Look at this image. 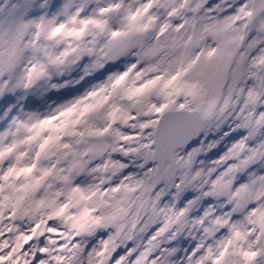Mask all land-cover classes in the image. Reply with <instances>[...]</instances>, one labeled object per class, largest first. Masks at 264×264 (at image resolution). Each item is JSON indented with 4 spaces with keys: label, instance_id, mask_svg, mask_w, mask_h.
Returning a JSON list of instances; mask_svg holds the SVG:
<instances>
[{
    "label": "snow or ice",
    "instance_id": "obj_1",
    "mask_svg": "<svg viewBox=\"0 0 264 264\" xmlns=\"http://www.w3.org/2000/svg\"><path fill=\"white\" fill-rule=\"evenodd\" d=\"M0 264H264V0H0Z\"/></svg>",
    "mask_w": 264,
    "mask_h": 264
}]
</instances>
